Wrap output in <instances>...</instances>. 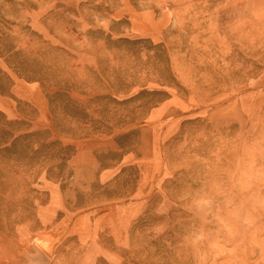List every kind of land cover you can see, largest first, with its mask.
<instances>
[{"label":"rangeland","instance_id":"obj_1","mask_svg":"<svg viewBox=\"0 0 264 264\" xmlns=\"http://www.w3.org/2000/svg\"><path fill=\"white\" fill-rule=\"evenodd\" d=\"M0 264H264V0H0Z\"/></svg>","mask_w":264,"mask_h":264}]
</instances>
